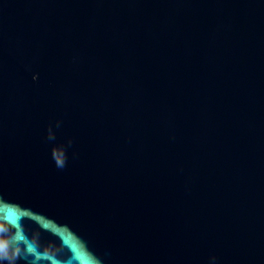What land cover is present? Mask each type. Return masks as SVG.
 <instances>
[{
  "label": "water",
  "instance_id": "obj_1",
  "mask_svg": "<svg viewBox=\"0 0 264 264\" xmlns=\"http://www.w3.org/2000/svg\"><path fill=\"white\" fill-rule=\"evenodd\" d=\"M0 264H264V0H0Z\"/></svg>",
  "mask_w": 264,
  "mask_h": 264
}]
</instances>
